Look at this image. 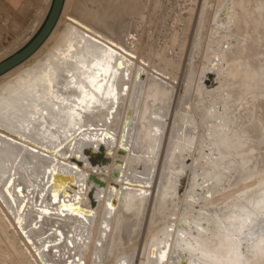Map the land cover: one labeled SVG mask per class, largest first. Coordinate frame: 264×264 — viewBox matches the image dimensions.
Here are the masks:
<instances>
[{"label":"bare ground","instance_id":"obj_1","mask_svg":"<svg viewBox=\"0 0 264 264\" xmlns=\"http://www.w3.org/2000/svg\"><path fill=\"white\" fill-rule=\"evenodd\" d=\"M107 8L91 20L101 33L72 14L59 27L60 15L44 42L59 30L49 49L0 82V200L19 233L42 264H85L104 198L92 263L186 264L189 257L195 264H264V240L257 234L264 219V96L245 88L262 71L256 61L262 52L254 46L264 40V0H203L178 97L171 83L135 63L137 48L125 34L130 23L109 27L114 21ZM247 24L257 25V32ZM14 43L2 48L0 62ZM231 56L245 57L242 71L248 72L235 77ZM238 78L246 83L236 88ZM93 80L102 93L94 92ZM85 91L96 101L83 102ZM245 99L258 103L256 109ZM59 145L65 149L56 152ZM112 164L110 183L96 177H108ZM57 171L72 176L58 180L68 188L53 201L51 175L57 178ZM0 214L20 236L1 207Z\"/></svg>","mask_w":264,"mask_h":264},{"label":"rangeland","instance_id":"obj_2","mask_svg":"<svg viewBox=\"0 0 264 264\" xmlns=\"http://www.w3.org/2000/svg\"><path fill=\"white\" fill-rule=\"evenodd\" d=\"M118 1L120 4L118 3ZM52 2L53 0H39V19L35 20L34 24H32L31 26L25 27L23 30V33H21L20 35L3 41V43L0 45V49L6 45H10L14 42L16 43V46L14 43L13 50L10 49L12 51L9 52L8 50L7 52H5L7 54L3 53L4 55L3 60L10 57L13 53L21 50L38 33V31L43 26L49 14ZM133 3H135L134 6H133ZM112 4H113V7H112ZM202 4H203V0H140V1L139 0H66V3H65L63 12L61 14L58 25L59 27H62L68 21V19L65 17V14H72L75 17H77L80 21L85 23L87 26H89L91 29L98 31L96 27L91 25V20L96 19L95 17H96L97 11L107 6L108 14L112 16L111 17L112 21H114L109 27H112V26L115 27L117 24L119 26V24L121 25V22L124 20L128 21L132 27L131 31L129 32L128 30L125 34H127L126 35L127 42L135 43V47L137 48L134 51L135 55L136 53L137 55L135 56V58H132L135 61V63L142 65L148 71H151L152 73L158 75L159 77L163 78L167 82L171 83L176 88L177 97H178L179 95H182L184 92V85H185L184 75H185V72L187 71V67L189 64V57H190V54L193 48L196 32L198 29V23H199L198 21H199V15L201 12ZM111 10H113L114 13ZM122 16L125 17V19H122L123 18ZM118 17L119 18L122 17V18L119 19ZM256 26L253 24H247V29H250L249 31H252L255 29ZM254 32H257V30L255 29ZM58 33H59V30L54 31L51 38L41 46L40 50H38L36 54H34L25 63L21 64L17 69L12 71L9 75H6L5 77L1 78L0 82H4V80L6 81L9 77L13 76L17 71H19L23 67V65H31L32 63H34L36 57H41L49 49V47L52 45L55 38L57 37ZM246 46H247L246 43H243V50L246 49ZM254 47H256L258 50L262 52L261 56H258V60L256 59V61H259L262 71H261V75L260 76L258 75L256 78L257 83L251 86L249 84L247 87L245 86L244 87L252 89V90L253 89L260 90L259 95H260V92H263V94H261V97H263L264 96V40H262L260 43L258 42V44H255ZM1 51L2 49L0 50V53ZM244 51H243V54H244ZM243 58L245 57H237V58L233 56L229 57L227 62H229L230 65H232L234 76L235 75L239 76L242 73L245 74V72H248V71H242L246 69V63H247L243 61ZM237 64H238V67H237ZM228 71L229 70L227 69V72ZM181 72H182V75H181ZM252 73L253 71L249 69V74L252 75ZM248 79H251V77H248ZM242 83L244 84L246 83V81L241 82V78H240L238 82L235 84V87L236 88L239 87V84H241L240 86H243ZM245 101H247L248 107H251L253 110L256 109V106L254 105L256 104L255 102L254 104H250L251 101H253V99H250V101L248 99H245ZM256 105L258 106V103ZM169 126H170V123L168 125L167 133H166L165 140H164V146H163L161 158L159 161L157 175H156L155 182H154L155 184L158 178V173H159L162 159H163V153H164V149H165V145H166V141L168 137ZM116 151H117V148H114L115 154L113 153V156H112L113 159H115ZM112 169H113V164L110 167L109 176L106 178H103L101 174L98 172H96L95 175L98 179H102V180H105L107 183H110L112 181L111 179ZM83 170L87 171L88 173H92L91 168H87L86 170L83 168ZM154 190H155V186L152 188L153 192H152L150 202L152 201ZM100 200L101 201L99 202V205L101 203V206H98V209L101 210L103 207L102 204H104L103 202L104 198ZM0 207L3 209L7 217L9 215L8 219L12 223L13 227L15 226L18 229L19 227L18 225H16L17 223L15 222L13 217L10 215L8 210H6V207L4 206L1 200H0ZM98 209L97 211H98L99 216H97L95 227H96V224L99 223V220H100L99 217L101 215L100 214L101 212ZM149 213H150V206H149L148 213L146 216L147 220L149 218ZM1 218L3 219V216L0 214V219ZM146 219H145V223L143 226L142 235L140 238L141 241L139 242L140 243L139 248H141L142 246V243H143L142 240H144L146 237V236L144 237L143 235L144 232L147 231L148 221ZM3 221L5 223V219L0 221V223H2L1 225L3 226V229L5 230V234H8V235L6 236L4 234L5 236L4 238L5 239L7 238V239L6 240L4 239L3 241V232L0 231V264H4L6 260H10L9 264H12V263L13 264H32V262L29 260L27 253L23 251V247L19 245L20 243L18 241V238H21L23 242L25 241L24 245L29 248V250L31 251L36 261H38L37 263L42 264L38 256L31 249L32 247L27 241V239L24 238L25 236L21 235L22 234L21 230L20 229L17 230L14 227L15 230L18 231V235H20L17 238H15L16 235L13 234L12 231H9V227H7L8 225L4 224ZM97 226H99V224H97ZM95 227L93 229V232H94L93 234L97 235L96 231H98V229L96 228L97 229L96 230ZM9 232H12V234H9ZM96 235L94 236L95 238H96ZM93 236H92V239L94 241L95 239L93 238ZM93 241H91V244L89 246V249L90 247L92 249L90 250L91 252L88 249V251L90 252V255H89V252L86 251L88 254H85L87 256L83 257L85 258L84 259L85 264H89V262L90 264H96V263L91 262V258H92L93 250H94L93 248L95 247L94 245L95 241L94 242ZM16 250L20 254L17 253ZM139 253L140 252H138V256H139ZM138 256L136 257L135 263L137 262ZM16 259H18L19 262H16L17 261ZM86 259H88V261H86ZM27 260H29L28 263L26 262Z\"/></svg>","mask_w":264,"mask_h":264},{"label":"water","instance_id":"obj_3","mask_svg":"<svg viewBox=\"0 0 264 264\" xmlns=\"http://www.w3.org/2000/svg\"><path fill=\"white\" fill-rule=\"evenodd\" d=\"M65 0H53L51 9L49 11V14L41 27V29L38 31V33L31 39L29 43H27L21 50L13 53L10 57L0 62V76L7 71L11 70L15 66L19 65L26 59H28L33 53H35L41 45L46 41V39L49 37L53 29L55 28L57 21L61 15V12L64 7ZM65 149V146L59 145L56 148V152H60ZM87 149V148H86ZM85 149V150H86ZM84 150V151H85ZM85 154V153H84ZM100 151L96 152V155L94 156V159H96L98 156H100ZM86 157L89 158L90 156L86 155ZM88 160V162H90ZM58 177L56 178L55 173L51 175V180L55 178L54 182L52 181L51 184V190L49 193V198L52 200V193L55 192L57 197H62L65 190L68 188V184L66 183H60L58 180L68 179L72 176L70 173H64L62 171L56 172ZM72 203V202H70ZM60 203L59 205H61ZM186 264H195L191 260V258L187 257L185 259ZM176 264H180V262L177 260Z\"/></svg>","mask_w":264,"mask_h":264},{"label":"crops","instance_id":"obj_4","mask_svg":"<svg viewBox=\"0 0 264 264\" xmlns=\"http://www.w3.org/2000/svg\"><path fill=\"white\" fill-rule=\"evenodd\" d=\"M38 19L39 0H0V45L23 33Z\"/></svg>","mask_w":264,"mask_h":264},{"label":"snow or ice","instance_id":"obj_5","mask_svg":"<svg viewBox=\"0 0 264 264\" xmlns=\"http://www.w3.org/2000/svg\"><path fill=\"white\" fill-rule=\"evenodd\" d=\"M97 44H98V42H97ZM98 46H99V45H98ZM119 66H120V67L123 66V61H119ZM69 75H71V73H69ZM97 75H98V76H99V75H102V73H97ZM91 85H92V88H93L94 92H96V93H102V92H103V86L100 85V84H98L97 81H95V80L91 81ZM109 93H110V96H111V97H114V96H115V92H114L111 88H109ZM84 98H85V99H84L83 102H86V101H88V100L96 101V99H97L96 95H89L87 91L84 92ZM88 106L90 107V105H88ZM112 111H115V109L113 108ZM33 150L35 151V149H33ZM49 171L51 172L52 169H49ZM17 191H19V189H17ZM9 195H11L10 192H9ZM56 199H57V197H56V193L53 192V193H52V200L55 201ZM14 202H15V201H13V203H14ZM109 206L111 207V205H109ZM68 207L71 208V205H68ZM21 211H23L22 208H21ZM42 211H45V210H42ZM18 222H19V223H23L22 220H20V221H18ZM184 223H185V222H182V225H181L182 227L184 226ZM187 223H190V222H187ZM248 223H251V219H250V218H249V220H248ZM34 226H36V225H34ZM241 231H244V229L242 228ZM245 234L248 235L249 239H254V237L251 235V233H245ZM257 234H258V236H259L262 240H264V219H262V220L260 221V224H259V226H258ZM61 238H62V237H61ZM69 243H71V241H69ZM164 259H165V256L162 255V256H161V260H164ZM67 264H72V262H71V261H67Z\"/></svg>","mask_w":264,"mask_h":264}]
</instances>
